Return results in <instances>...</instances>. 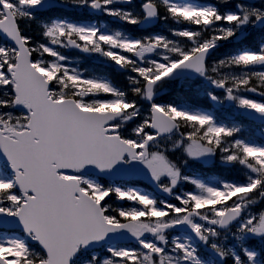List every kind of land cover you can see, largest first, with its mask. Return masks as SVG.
<instances>
[{
    "label": "snow or ice",
    "instance_id": "obj_1",
    "mask_svg": "<svg viewBox=\"0 0 264 264\" xmlns=\"http://www.w3.org/2000/svg\"><path fill=\"white\" fill-rule=\"evenodd\" d=\"M0 264H264V0H0Z\"/></svg>",
    "mask_w": 264,
    "mask_h": 264
}]
</instances>
